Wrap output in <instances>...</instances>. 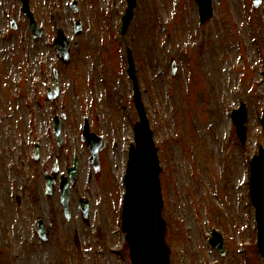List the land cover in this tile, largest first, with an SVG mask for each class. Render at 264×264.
<instances>
[{
    "label": "rangeland",
    "instance_id": "374dc122",
    "mask_svg": "<svg viewBox=\"0 0 264 264\" xmlns=\"http://www.w3.org/2000/svg\"><path fill=\"white\" fill-rule=\"evenodd\" d=\"M71 1L29 0L43 28L34 40L20 0H0V264H131L119 230L137 120L126 47L162 168L170 264H263L247 182L248 161L264 147V0L257 9L252 0H212L213 16L203 26L194 0H136L122 37L126 0H76L74 13ZM78 19L81 31L74 34ZM12 20L16 29L9 28ZM57 27L69 39V64L54 57ZM53 68L59 88L49 100ZM240 102L247 109L244 145L230 121ZM53 116H65L60 146ZM84 117L108 143L97 174L80 141ZM74 158L79 173L67 220L57 183L52 196L43 192V171L51 173L56 163L59 179ZM80 197L90 202L86 221ZM38 218L44 241L36 234ZM212 228L224 239L223 257L208 246Z\"/></svg>",
    "mask_w": 264,
    "mask_h": 264
},
{
    "label": "water",
    "instance_id": "95a60500",
    "mask_svg": "<svg viewBox=\"0 0 264 264\" xmlns=\"http://www.w3.org/2000/svg\"><path fill=\"white\" fill-rule=\"evenodd\" d=\"M199 7L200 24H204L212 17L211 0H195ZM23 10L31 18L27 0H23ZM135 1L128 0V6L125 15L122 18V27L128 25V21L133 15V7ZM259 0L256 2V6ZM31 27L35 34H39L40 30L36 29L35 22L31 18ZM79 30V25H78ZM77 30V31H78ZM55 45L58 56L63 61H69L68 44L61 31L58 32ZM127 59L129 63V75L134 84L133 101L140 117L138 123L134 127L135 144L129 150V160L126 176L125 189L126 193L122 208V231L126 233V241L129 245L130 257L132 264H169V248L165 242V223L161 218L162 200L160 195V187L158 173L160 168L156 155V148L152 140V132L149 129L143 104L140 98V91L136 79L135 71L132 63L131 53L128 50ZM233 119L236 125L237 133L240 141L245 140L246 114L244 106L233 113ZM262 125L264 129V112L262 117ZM87 127V126H86ZM84 127V139L87 141L88 147L92 153L90 163L94 169L98 168V151L104 144L101 138L89 133ZM58 131V130H57ZM71 183L76 179V166L69 172ZM251 193L252 200L256 206V220L258 227V248L264 257V149L260 148L259 154L251 160ZM50 181L48 186H50ZM63 190H67V183L64 179L62 183ZM66 205V198L64 201ZM86 214L87 205L84 204ZM67 205L65 206V210ZM83 210V211H84ZM43 232L40 230V234ZM214 236L210 240L211 246L223 255L222 239L219 234L213 232Z\"/></svg>",
    "mask_w": 264,
    "mask_h": 264
}]
</instances>
